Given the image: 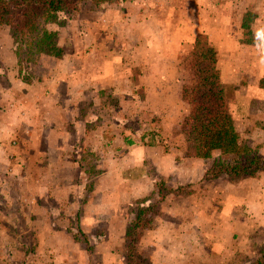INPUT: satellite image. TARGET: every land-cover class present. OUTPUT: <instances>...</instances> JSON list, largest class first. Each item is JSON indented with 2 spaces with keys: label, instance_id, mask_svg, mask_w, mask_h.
<instances>
[{
  "label": "rangeland",
  "instance_id": "1",
  "mask_svg": "<svg viewBox=\"0 0 264 264\" xmlns=\"http://www.w3.org/2000/svg\"><path fill=\"white\" fill-rule=\"evenodd\" d=\"M253 8L264 9V0L83 1L59 14L49 27L57 32L61 56H41L28 66L16 63L17 79L25 82L34 96L45 90L42 84L58 72L56 63L62 57L66 56L64 64L79 70L70 86L88 89L79 102L77 94L69 101L77 106L70 113L66 107L55 108L47 117L52 120L57 114L59 120L60 114L65 120L68 116L66 123L72 125L66 128L59 122L62 120L57 122L65 127L66 138H74L73 145L79 150L73 156L82 167L78 210L86 186L107 187L108 192H94L93 215L81 224L84 233L77 229L75 208L70 212L64 207V215L72 220L57 223L67 230L60 232L62 239L52 235L56 239L52 243L57 245L48 247L43 224L26 218L30 213L23 196L31 198L32 190L10 186L8 192L0 187V264H254L257 258L264 260V173L232 182L224 177L202 179L200 166L230 158L218 151L207 160H196L198 166L191 163V171L186 170L195 157L182 127L190 106L180 99L181 85L191 79L198 19L213 22L217 18L224 28L233 24L240 11ZM2 30L9 32L0 26L3 58L6 37ZM254 33L249 38H255ZM76 50L82 52L75 54ZM101 56L106 62L99 64L109 71H104L106 77L95 79L94 85L91 70L99 64L93 60ZM114 56L120 58L118 68ZM219 66L222 69L224 62ZM93 85L101 92L91 95ZM63 87H58L52 100L39 97L37 106L52 101L61 105L62 97L70 98L61 93ZM226 89V109L238 141L264 156L263 104L247 103L241 92L233 100L237 105H230L232 87ZM27 114L28 118L36 116L32 108ZM164 153L169 157L174 154L175 169L168 156L161 163ZM153 164L170 166V173L162 175ZM179 172L190 174L191 180L185 182ZM25 185L29 186L28 182ZM162 193L167 195L160 200ZM44 202L49 204L51 198ZM150 203L131 255L124 240L125 227L136 206ZM39 206L35 211L42 214L44 209Z\"/></svg>",
  "mask_w": 264,
  "mask_h": 264
},
{
  "label": "crops",
  "instance_id": "2",
  "mask_svg": "<svg viewBox=\"0 0 264 264\" xmlns=\"http://www.w3.org/2000/svg\"><path fill=\"white\" fill-rule=\"evenodd\" d=\"M248 14L251 17H248ZM244 16H247L245 18L247 24L245 27H242L241 21ZM198 26L199 29L196 33L204 34L209 44L216 50V68L219 71L222 84L225 87H232V99L228 101L230 105L233 103L237 105L233 100H235V97H239L240 94L245 93L247 103L249 101L256 103L261 101L264 106V9H243L238 13L233 24L224 26V28L218 22L217 18L213 22H206L201 17V19H198ZM3 31L2 35L4 34V37H6L3 41L6 56L3 59L0 55V172H2V175L0 174V187L6 189L8 192L10 191V186L11 189L16 186L18 188L19 186H23L22 190L24 192L32 190V197L36 196L35 199L23 196V202L30 213L26 215V218L32 223L38 221L42 223V229L46 231L43 237L46 238V241H49L47 246H55L57 244L52 243V241L55 242L56 239L51 238V236L54 235L56 238L62 239L63 236L61 237L60 232L67 230V228H60L57 223L72 220L64 215V207L70 208V212L73 211L71 208H75L73 211L75 212L74 220L76 221L75 223H78L77 226H80L77 229L84 233L81 224L86 221L88 216L93 215V208L95 206L94 192H96V189L108 192L107 187L86 186L85 198L83 199L81 210H78V203L80 202L77 193L80 190V186H78V173L82 167L79 163L80 160L75 159L73 156L79 150H77V145H73L74 138H66L64 136L65 127L57 126V122L62 120L60 114H58L59 120L56 119L57 114H55L56 116L52 120L47 117V115H51L48 111L55 112L65 107L66 111L70 113L75 108L74 106L77 105L69 101L77 94L76 102H79L82 93L88 88L81 87L79 89L77 86H70V80L77 76L76 73L79 70H76L74 65L69 67V65L64 64L66 57L64 56L56 63V70L58 69V72L42 84L45 90L33 96L28 85L17 79V58L13 52L10 36ZM251 32H257L254 33L256 34L255 38H249ZM244 37L248 38L244 39ZM74 47L77 48V46ZM80 52L76 50L75 54H80ZM91 52L95 53L94 51ZM114 57L115 59L112 60L117 63L118 68L120 58L117 56ZM87 59L91 60L90 57H87ZM97 59L93 61H96L98 64L103 63V61L104 63L106 62L102 56ZM223 62L224 66L221 69L219 64ZM103 66L99 64L91 70L95 78L90 75V79H94V85L96 84L95 79L99 80L107 76V72L104 71L109 70ZM61 85H64L65 88ZM94 85L91 87V95H94L95 92L96 94L101 92L100 87H94ZM58 87H63V92L61 93L69 94L70 98L65 99V101L62 97L61 105H56L57 103L52 101V103L49 102L48 106L41 104L37 106L38 103H36V100L38 99V102L39 97L45 99L50 98L52 100L55 93H59ZM239 100L242 99L240 98ZM63 101L65 102L62 103ZM32 103L33 105H31ZM31 108L36 112L34 118L31 116L28 118L27 116V112H30ZM44 109L47 111V114L42 113ZM64 117L65 120L63 119L59 122L64 123V125L66 124V128H71L72 125L66 123L68 116ZM89 151L93 153V150ZM173 155L172 153L169 157L168 153L161 154V163L164 164L163 158L168 156L171 159L170 166L174 168ZM207 159L195 157L192 162H188V169L186 170L191 171V163L198 166L196 160ZM210 164L207 166L204 165V167L203 165L202 167L200 166V173L203 174ZM153 165L156 171L162 175L170 173V166L165 168L160 164ZM37 172L40 175L38 180L36 179ZM179 175L186 178V180L184 179L185 182L191 180L189 179L190 174L184 176L179 172ZM26 182H28L29 186L25 185ZM49 198H51L49 204H46V202L43 203V200L46 201ZM38 203H40L39 207L44 209L42 214H37L35 211ZM19 205L17 203V206ZM91 208L92 211L90 210ZM261 224H264V222ZM70 230L71 228H69ZM37 235L41 236L42 233L38 232ZM57 250L52 254H56ZM31 252V250L28 251V253Z\"/></svg>",
  "mask_w": 264,
  "mask_h": 264
},
{
  "label": "trees",
  "instance_id": "3",
  "mask_svg": "<svg viewBox=\"0 0 264 264\" xmlns=\"http://www.w3.org/2000/svg\"><path fill=\"white\" fill-rule=\"evenodd\" d=\"M83 1L102 3L110 0H0V26L8 29L17 64L24 62L28 66L41 56L59 58L61 49L57 32L49 25L57 22L60 13L70 11ZM245 18H242V27L247 24ZM192 56L191 79L180 88V98L190 106V112L183 120V132L194 157L207 159L213 151L230 156L228 160L213 161L204 171L202 179L224 177L232 182L256 177L264 172V156L238 141V135L229 122L226 87L216 68V50L202 33L194 36ZM167 193H162L158 199H163ZM150 208L151 203L136 206L125 227L124 240L131 255L135 253L134 245ZM82 240L85 241V238ZM263 261L260 257L254 264Z\"/></svg>",
  "mask_w": 264,
  "mask_h": 264
}]
</instances>
